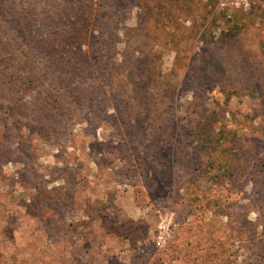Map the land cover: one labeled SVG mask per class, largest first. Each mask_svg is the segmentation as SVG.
I'll use <instances>...</instances> for the list:
<instances>
[{
	"label": "rangeland",
	"instance_id": "obj_1",
	"mask_svg": "<svg viewBox=\"0 0 264 264\" xmlns=\"http://www.w3.org/2000/svg\"><path fill=\"white\" fill-rule=\"evenodd\" d=\"M0 6L17 60L89 24L66 84L0 77V264H264V0Z\"/></svg>",
	"mask_w": 264,
	"mask_h": 264
},
{
	"label": "trees",
	"instance_id": "obj_2",
	"mask_svg": "<svg viewBox=\"0 0 264 264\" xmlns=\"http://www.w3.org/2000/svg\"><path fill=\"white\" fill-rule=\"evenodd\" d=\"M3 8L0 6V11ZM52 11V9H51ZM48 15L50 11L47 10ZM54 22L53 25H56L57 28L53 29L50 26L46 31L42 32L35 31L32 27L27 24H20L21 32L20 38H24L28 43L30 54L24 60H17L18 55L14 51L8 52L5 50L0 51V66L3 68L0 70V77L3 80V77L10 78L13 77V73L25 72L26 75H33L35 77V68L37 64L41 63L43 66L47 67L51 72H53L57 77L54 79L55 84H66V82L71 81L74 75V67L78 63L79 54L81 53V48L84 45V42L87 40V31H88V22L81 23H71L66 21ZM45 35L44 38H40L41 35ZM39 35V36H38ZM36 36V38L34 37ZM15 44V43H14ZM10 44L11 47L16 45ZM3 48V47H1ZM39 55L40 60H34L31 55ZM84 55V59H85ZM33 59V60H32ZM85 61V60H84ZM2 73V74H1ZM63 75V76H62ZM60 76V77H59ZM29 78H32L30 76ZM58 103L54 100L50 102L44 108V116L49 115H58L61 118L65 115L62 113L61 108H59ZM59 111H61L59 113ZM53 118H51L52 120ZM212 122L207 123L205 128L209 130V138L206 139L208 143V148L214 149L216 144H221L222 136L216 134L215 137H211L212 131L210 129ZM57 125L54 123L53 127ZM204 128V129H205ZM206 146V145H205ZM226 153L229 152V149H223Z\"/></svg>",
	"mask_w": 264,
	"mask_h": 264
}]
</instances>
